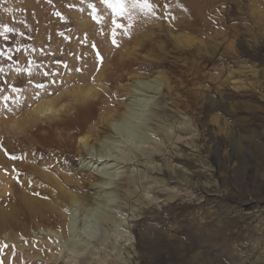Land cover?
I'll return each mask as SVG.
<instances>
[{"label":"rangeland","instance_id":"1","mask_svg":"<svg viewBox=\"0 0 264 264\" xmlns=\"http://www.w3.org/2000/svg\"><path fill=\"white\" fill-rule=\"evenodd\" d=\"M154 2L161 5L157 16L166 18L135 17L129 35L117 30L115 45L110 10L99 0L0 2V31L4 24L15 29L0 35L6 53L0 57V128L21 114L8 109L24 86L56 85L58 78L66 87L93 85V76L105 78L99 100L66 114L74 123L18 135L0 129V174L13 179V168L33 166L36 173L27 176L44 187L30 195L46 202L44 218L13 205L15 224L9 219L0 227V264H68L56 240L38 229L59 230L52 220H64L70 195L87 204L100 194L93 185L99 177L80 166L88 155L77 136L89 130L98 148L96 138L112 133L101 116L116 118L124 110L131 77L153 75L162 85L144 112L140 145L130 136L131 145L122 147L130 157L107 190L110 204L97 207L86 223L94 238L76 264H264V4ZM88 3L105 17L99 24ZM85 73L86 81L76 80ZM3 186L0 207L11 203Z\"/></svg>","mask_w":264,"mask_h":264},{"label":"bare ground","instance_id":"2","mask_svg":"<svg viewBox=\"0 0 264 264\" xmlns=\"http://www.w3.org/2000/svg\"><path fill=\"white\" fill-rule=\"evenodd\" d=\"M255 2V4L259 2L264 4V0H255ZM89 70H91V67H89ZM86 74L87 73L78 75L76 80L86 81ZM63 79L58 78V83H56V85H45L46 91L44 89H37L35 85L24 86L22 88L24 92H18L19 94L16 95V97L20 98L19 104H17L14 98V103L12 106L10 105L12 107H10L12 114H21L13 118L9 127L7 125L6 127L10 128L14 135H18L21 129L30 131L35 130L39 126L51 129L67 123L69 124V122L74 123L76 121H74L71 116H67L69 112L86 111L94 100H99L101 93L99 91L105 90V78L101 73L92 77L93 85L87 84L66 87L67 84L64 85ZM161 85L158 75L150 77H131V82L126 88L129 98L124 102V110L121 111L116 118H114L113 114L101 116V120L107 124L112 133H105L96 138L98 148H94L90 143L91 140L95 138L92 137V132L89 130L77 136L78 146L88 155L87 158H84L80 162V166L88 169L99 177V180L94 182L93 185L96 192L100 194L94 196L91 202L87 204H81V202L78 201L79 199L77 200L75 196L70 195L69 199L71 200L70 203L73 208L69 207L63 209V221L52 220V224L59 230L51 228L38 229V233L51 236L53 242L56 240L57 243H55L57 247L61 248L60 251L66 253V262H68V264H76L75 258L81 256L83 252L87 251V248L90 247V242L94 236L86 229V223L90 220L92 215H94L97 207L102 206L106 209L110 204L109 192L107 190L112 187V181L121 172L119 171L121 167L119 164L125 163V159L130 157L123 149H126L125 145H131L130 136L133 137H131L132 139H135V144L133 146L139 147L140 136L143 135L142 130L146 128V115L144 112L147 109L146 107L150 99L160 92ZM37 92H39V98L33 99ZM49 93H51V95H49ZM1 127V130L6 128L3 125ZM14 139L15 141H19L17 136L14 137ZM2 153L3 152H0V167L5 163L2 161ZM12 154L15 155L14 153ZM17 170L21 175L18 178H13L14 180L12 178V180L9 179L5 174H0V182L4 184L2 187L3 194L9 192L8 195L11 196V203L5 202L4 207H0V227H2L5 222L9 221V219L12 223L16 222L15 220L16 216L18 217V213H14L15 208L13 205L15 204L24 208L27 212V216H40V218H44L41 208L46 202L30 195V193L37 192L38 189H41L40 187H44V185L39 182L35 183L36 180L34 181L32 177L27 176L29 171L36 173L37 170L33 166L25 163ZM37 174L40 177L43 176L48 180L50 179V181L53 180L48 174ZM14 175V173H11L12 177ZM10 184L13 186L11 187ZM8 185H10L11 188H6ZM57 185L60 186L58 183ZM7 199H9V197ZM78 211H80L79 215L81 218L77 219L76 212ZM103 216L104 220L108 221L113 215L110 213ZM79 219L82 220L80 228L78 227L80 223L78 222ZM26 226L22 224L19 227L25 229ZM50 239L51 238H49V240Z\"/></svg>","mask_w":264,"mask_h":264},{"label":"snow or ice","instance_id":"3","mask_svg":"<svg viewBox=\"0 0 264 264\" xmlns=\"http://www.w3.org/2000/svg\"><path fill=\"white\" fill-rule=\"evenodd\" d=\"M0 2H3V0H0ZM81 2H83V0H81ZM100 5H102L105 9L110 10V20H111V35L113 37L112 39V43L115 45L117 43L115 37L117 36V30H121L123 35H129V29H131L132 27V23L131 21L138 16H144V17H153V18H166L165 17H158L157 16V12L156 9L158 7H161V5H158L157 3L154 2V0H99ZM169 3L165 2L162 5V9L164 11V13L167 12V9L169 8ZM87 7L89 9H91V18L96 21L97 24H99L101 21H103L105 19V17L101 14L97 13V7L96 5H94L93 3H88ZM55 15H57L58 17H60L61 19H63V17L61 16V14L59 12L55 13ZM127 21V23H124L122 21ZM15 29L14 28H10L8 27L7 24H4L2 26V31H0V35H4L6 33L9 32H14ZM20 35H22V33H20ZM62 35V34H61ZM5 39H7V36L5 35L4 37ZM93 48L96 47V45L93 44L92 46ZM19 50V49H17ZM6 53L5 51H0V57L5 56ZM8 59H10L11 57H7ZM96 58L97 60H101L100 54L97 52L96 54ZM33 63V61L29 60L28 64L31 65ZM0 71H2V69H0ZM24 71L27 72H31V69H25ZM77 72H80L81 69L77 68L76 69ZM45 76L48 75V73H44ZM35 87L37 89H44L46 91V86L43 83H37L35 85ZM14 92H19L20 89L14 88L13 89ZM49 95H51V93H49ZM39 98V92H37L35 94V96L33 97V99H38ZM5 100L8 99L7 96L4 97ZM16 102L17 104H19L20 102V98L16 97ZM5 107L7 108V105H5ZM9 111H11V109H8ZM5 155L8 156L9 159L11 160H17L19 159V157L15 156V155H10L9 153L5 152ZM12 173H14V179L18 178L21 174L19 173V171L16 168H13ZM36 195H39L38 193H36ZM3 247H8V245H3Z\"/></svg>","mask_w":264,"mask_h":264}]
</instances>
